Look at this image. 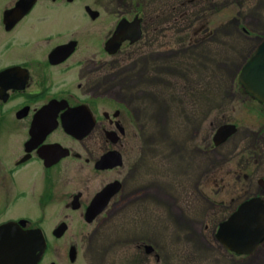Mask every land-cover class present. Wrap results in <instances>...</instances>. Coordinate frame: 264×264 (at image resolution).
Returning a JSON list of instances; mask_svg holds the SVG:
<instances>
[{
    "label": "rangeland",
    "instance_id": "374dc122",
    "mask_svg": "<svg viewBox=\"0 0 264 264\" xmlns=\"http://www.w3.org/2000/svg\"><path fill=\"white\" fill-rule=\"evenodd\" d=\"M14 1L0 0V11ZM64 1L39 0L32 8V12H47L50 16L44 24L45 31L64 33L72 29L60 18L73 11H83L85 6L99 12V42L112 30L122 12L132 17L137 4L136 8L150 23V28L146 26L150 46H135L130 51V59L140 61V82L137 83L139 77L135 71L133 76L130 71L117 68L98 79L102 85L99 89L110 90L122 98H130L131 86V95L139 88L138 97L133 98L139 102L145 117L144 174L150 190L140 211L108 210L94 223L84 221L78 212L63 209L61 202L51 200L45 206L46 227L58 221L70 222L71 227L66 239L53 242L47 261L264 264V241L253 253L239 256L225 249L215 236L218 223L236 203L257 193L253 183L239 194L234 171L239 173L240 152L252 140L258 142L264 155V107L242 94L237 75L264 37V0H212V4L208 3L211 0H194L182 7L184 14L162 10L161 0ZM176 1L184 0H174V7ZM55 16L60 18L57 20ZM80 21L79 17H72L73 24ZM7 38L3 36L4 41ZM125 51L121 50L117 57L126 59ZM225 123L235 124L236 129L224 144L214 145L212 136ZM257 131L259 136L254 134ZM20 132L12 125L0 128L2 161H8L10 141L18 142ZM261 160L263 164L255 174L256 179L264 172V156ZM29 179L28 176L23 179L24 187ZM64 180L60 179L57 187ZM73 186L76 185L70 183L59 191L61 198L64 191L68 198L75 190ZM12 211L17 214L6 213L1 219L24 213L36 218L39 213L29 196L20 198ZM70 243L74 244L73 256L66 252L64 257V248ZM143 243L153 244L160 251L158 263L140 254L138 246ZM54 246L59 253L54 252Z\"/></svg>",
    "mask_w": 264,
    "mask_h": 264
},
{
    "label": "flooded vegetation",
    "instance_id": "af4514ba",
    "mask_svg": "<svg viewBox=\"0 0 264 264\" xmlns=\"http://www.w3.org/2000/svg\"><path fill=\"white\" fill-rule=\"evenodd\" d=\"M17 1L0 11V128L12 125L14 130L21 131L18 142L10 141L8 161L0 159V224L25 219L23 228L40 227L46 248L38 264H56L46 257L53 242L66 239L71 224L58 221L46 227L45 206L51 200L61 202L63 209L78 212L79 217L85 219V211L94 197L114 184L113 188L117 189L111 191L103 213L114 209L140 211L146 205L150 188L146 187L144 174L145 117L139 102L135 101L139 88L131 95V86L130 98H122L110 90L99 89L102 85L98 84V79L116 68L130 71L133 76L135 71L136 76H140V61L130 59V51L135 46H150V38L146 37L148 20L136 8L137 4L132 17L122 12L112 30L99 42L98 11L84 9L61 18L55 16L72 29L64 33L47 32L44 24L50 16L47 12H32L39 1L36 0L31 9L7 29L5 11L13 8ZM73 1L65 0L64 3ZM72 17H79L81 21L73 24ZM55 19L52 20L57 21ZM120 19L135 20L141 30L140 38L135 42L121 41L115 52H109L106 46L111 48V45L107 41ZM3 36L8 38L4 41ZM59 48L62 50L52 55ZM121 50H126L123 52L126 59L117 57ZM136 80L138 83L141 78ZM66 128L75 130L74 134ZM48 148H55L59 154L51 157ZM108 155L110 159L105 158ZM104 158L107 160L100 162ZM25 176L30 179L24 187ZM255 176L253 183L257 193L254 194L264 198V188L258 182L264 180V172L257 179ZM60 179L67 181L60 182L58 190L56 183ZM240 179L237 175L236 180ZM70 183L78 188L73 186L75 190L68 198L64 191L61 198L60 192ZM27 196L39 211L36 218L24 213L1 219L6 213L17 214L12 209L20 198ZM61 223L65 224L62 233ZM145 244L138 246L140 254L158 263L160 251L153 244L151 248ZM71 246L74 244L64 248V257L66 252L69 256ZM53 249L59 253L57 246Z\"/></svg>",
    "mask_w": 264,
    "mask_h": 264
},
{
    "label": "water",
    "instance_id": "95a60500",
    "mask_svg": "<svg viewBox=\"0 0 264 264\" xmlns=\"http://www.w3.org/2000/svg\"><path fill=\"white\" fill-rule=\"evenodd\" d=\"M36 0H18L15 6L6 12L12 13L8 22V29L18 17L30 10ZM85 10L93 12L88 6ZM96 12V11H94ZM17 17V18H16ZM4 16V21H5ZM131 27V28H130ZM132 29L130 42L140 38V27L135 20L128 22L122 19L118 22L111 38L107 41L111 48L106 46L109 52H115L120 42L126 38V34ZM62 48L53 51L58 53ZM239 82L247 93L264 104V38L257 45L253 55L245 62L239 73ZM74 134L75 130L66 128ZM235 125L222 124L213 136L215 145H219L235 131ZM222 131V132H220ZM105 158H109V155ZM102 159L103 162L107 159ZM264 188V181H258ZM114 186L109 185L98 193L85 213V220L91 222L104 209ZM64 224L60 225L62 228ZM62 231V230H61ZM62 233V232H60ZM218 242L227 250L240 255L252 253L264 240V199L260 196H252L242 201L236 209L221 221L216 234ZM45 249V240L40 229H22L16 222H8L0 225V264H37ZM73 247L69 256H73Z\"/></svg>",
    "mask_w": 264,
    "mask_h": 264
},
{
    "label": "trees",
    "instance_id": "16d2710c",
    "mask_svg": "<svg viewBox=\"0 0 264 264\" xmlns=\"http://www.w3.org/2000/svg\"><path fill=\"white\" fill-rule=\"evenodd\" d=\"M194 0H184V1H176V6L174 7V0H166L162 1V10L167 9L169 12L170 10L173 11H178L183 12L182 7H184L186 4L192 3ZM208 3H213V1H209ZM168 6L169 8H166L165 6ZM216 5V3H215ZM171 7V9H170ZM184 14V12H183ZM161 15V14H160ZM159 15V18H160ZM153 20V19H152ZM156 20V21H155ZM155 22L159 23V19L155 17ZM149 21L147 23V27H149ZM153 31V28L151 29ZM197 43V42H196ZM195 43V44H196ZM242 94H245V91L243 88H240ZM256 136H259V133H254ZM251 141V140H250ZM241 156V161L240 164H238V168L240 169L239 173L235 175L234 177V183L237 188V191H239V194L243 191H245L249 186L253 185V176L258 173L257 171L259 168L262 166L263 162L261 158L264 156L262 151H261V146L258 144L256 141H251V144L246 145L240 152ZM251 162V163H250ZM237 175L241 177L240 180H236ZM248 177V178H247ZM250 184V185H249ZM230 212V211H229Z\"/></svg>",
    "mask_w": 264,
    "mask_h": 264
},
{
    "label": "bare ground",
    "instance_id": "6f19581e",
    "mask_svg": "<svg viewBox=\"0 0 264 264\" xmlns=\"http://www.w3.org/2000/svg\"><path fill=\"white\" fill-rule=\"evenodd\" d=\"M10 15H12V13H9V12L5 13V17H6L5 18V22L6 23L8 22L9 17H11ZM129 34L132 35V29L125 35L126 38L130 41L131 36H129ZM220 132H222V131H220ZM47 150H49V153H50L51 157L54 156V155H58L59 154L58 150H56L55 148H48Z\"/></svg>",
    "mask_w": 264,
    "mask_h": 264
}]
</instances>
